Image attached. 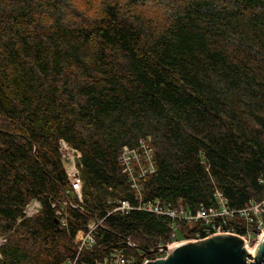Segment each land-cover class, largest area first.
I'll return each mask as SVG.
<instances>
[{"label": "trees", "instance_id": "1", "mask_svg": "<svg viewBox=\"0 0 264 264\" xmlns=\"http://www.w3.org/2000/svg\"><path fill=\"white\" fill-rule=\"evenodd\" d=\"M82 1L0 0V264H104L114 250L142 262L175 231L192 237L199 221L106 215L133 202L118 155L142 137L156 167L143 200L195 211L215 190L236 209L264 196V0ZM60 139L81 152L66 227L51 205L73 195ZM225 227L242 231L240 217Z\"/></svg>", "mask_w": 264, "mask_h": 264}, {"label": "built area", "instance_id": "2", "mask_svg": "<svg viewBox=\"0 0 264 264\" xmlns=\"http://www.w3.org/2000/svg\"><path fill=\"white\" fill-rule=\"evenodd\" d=\"M67 180L70 183L73 195L71 198L53 200L51 205L54 208L56 217L61 226L66 227L69 218L67 208L78 207L77 203L82 202V181H81V152L70 146L63 139L59 140L58 146ZM122 168L121 171L126 175L127 181L133 192V202L129 199H119L117 206L107 211L106 215L114 211L127 214L131 209L149 212L154 215L169 217L175 225L177 221L194 222L199 221V227L193 231L192 237L177 239L172 233L171 240L165 245L169 249L178 244L191 242L198 239L220 233H232L241 236L248 249L254 248L258 240L264 234V196L259 200L250 199L243 207L236 209L227 205V200L219 190L214 191L216 206L207 210L203 204H199L195 211L187 210L181 203H162L160 200H143V182L146 177L155 171L153 147L151 138L142 137L133 147L123 145L118 155ZM259 183L264 186V176L259 178ZM41 209V202L37 198L29 200L23 208V216L30 218L38 214ZM237 214L240 217L242 231L237 232L233 228H226L228 221ZM102 219H92L88 221L82 229L74 235V243L77 248V255L82 249L91 248L95 244L97 228L102 226ZM6 241V237L0 236V246ZM130 244V242H129ZM161 257L164 252L159 253ZM252 255V254H251ZM155 257V258H157ZM154 259V258H153ZM149 259L137 262L134 257H126L121 251L114 250L103 260L104 264H144ZM77 261V256L74 262ZM74 262L72 264H74Z\"/></svg>", "mask_w": 264, "mask_h": 264}, {"label": "water", "instance_id": "3", "mask_svg": "<svg viewBox=\"0 0 264 264\" xmlns=\"http://www.w3.org/2000/svg\"><path fill=\"white\" fill-rule=\"evenodd\" d=\"M251 255L244 239L232 233H220L185 242L169 249L159 245L150 252L164 255L144 264H264V234Z\"/></svg>", "mask_w": 264, "mask_h": 264}, {"label": "rangeland", "instance_id": "4", "mask_svg": "<svg viewBox=\"0 0 264 264\" xmlns=\"http://www.w3.org/2000/svg\"><path fill=\"white\" fill-rule=\"evenodd\" d=\"M84 1V0H83ZM82 1V4H83V6H85L86 4H85V2H83ZM82 12V11H81ZM83 14V17H85V14L84 13H82ZM160 15H161V12H160ZM175 235H176V238L178 239V238H181V232H180V230H177V231H175Z\"/></svg>", "mask_w": 264, "mask_h": 264}, {"label": "bare ground", "instance_id": "5", "mask_svg": "<svg viewBox=\"0 0 264 264\" xmlns=\"http://www.w3.org/2000/svg\"><path fill=\"white\" fill-rule=\"evenodd\" d=\"M147 9H148V8H147ZM254 251H255L254 248H250V249H249V252H250L252 255L254 254Z\"/></svg>", "mask_w": 264, "mask_h": 264}]
</instances>
